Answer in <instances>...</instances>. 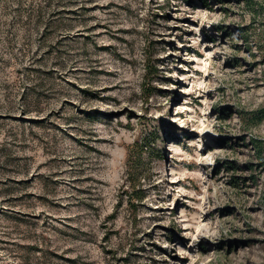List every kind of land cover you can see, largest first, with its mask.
I'll use <instances>...</instances> for the list:
<instances>
[{
	"label": "rangeland",
	"instance_id": "1",
	"mask_svg": "<svg viewBox=\"0 0 264 264\" xmlns=\"http://www.w3.org/2000/svg\"><path fill=\"white\" fill-rule=\"evenodd\" d=\"M252 4L0 0V264H264Z\"/></svg>",
	"mask_w": 264,
	"mask_h": 264
},
{
	"label": "trees",
	"instance_id": "2",
	"mask_svg": "<svg viewBox=\"0 0 264 264\" xmlns=\"http://www.w3.org/2000/svg\"><path fill=\"white\" fill-rule=\"evenodd\" d=\"M258 1V0H257ZM246 2L248 3V5H250V9H252V6H253V4H252V0H246ZM264 115H260V112H256L255 114H254V117H255V120H261V118L263 117ZM144 197V192H142V191H139L137 194H136V198L138 199V200H141L142 198Z\"/></svg>",
	"mask_w": 264,
	"mask_h": 264
},
{
	"label": "bare ground",
	"instance_id": "3",
	"mask_svg": "<svg viewBox=\"0 0 264 264\" xmlns=\"http://www.w3.org/2000/svg\"><path fill=\"white\" fill-rule=\"evenodd\" d=\"M171 158H172V155L170 156ZM175 171V170H174ZM175 172H171V173H169V177L171 178L170 180H169V182H175L173 179H174V177H175Z\"/></svg>",
	"mask_w": 264,
	"mask_h": 264
}]
</instances>
